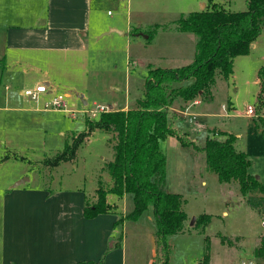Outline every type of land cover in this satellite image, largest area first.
<instances>
[{"label":"rangeland","instance_id":"obj_1","mask_svg":"<svg viewBox=\"0 0 264 264\" xmlns=\"http://www.w3.org/2000/svg\"><path fill=\"white\" fill-rule=\"evenodd\" d=\"M207 2L92 0V26L96 39L89 40L85 52L66 54L5 49L6 70L0 77V108H5L0 109V208L4 189L14 185L15 179L22 180L23 175L33 178L36 169L42 179L48 181L50 189L65 190L78 186L88 200L98 196V188H111L113 181L107 165L113 161L115 154L116 133L112 131L94 130L78 145L70 161L56 167H52L50 161L62 153L66 145L88 133L87 123H94L101 115L92 118L84 113L85 110L95 109L96 106H104L108 110L111 107L109 111L135 109L138 102L144 99L150 69H177L192 63L198 38L194 34L178 32L177 20L204 9ZM213 2L233 12L246 10V0ZM40 3L43 0L0 2V48L4 45V30L8 25L16 20L28 21L30 8ZM107 12L110 14L107 15ZM256 46L255 50L250 49L248 54L234 59L232 76L226 81L216 75L214 98L206 101L201 108L209 115L191 120L183 116L179 119V114L171 110L169 114L174 116L175 126L188 133L199 146L204 145L208 135L218 140L225 138L221 132L235 136V148L246 153L250 161L249 174L264 186V131L255 122L261 111L257 107L255 87L247 83L256 77V69L264 65V44ZM15 59L22 60L25 65H14ZM49 61L53 63L47 65ZM46 70L56 87L51 96H63L66 111L44 110V104L52 98L47 93L40 96L37 107L18 95L36 87ZM5 87L8 90L5 91ZM209 90L202 96L206 97ZM4 93L7 102L1 96ZM68 93L69 97L66 96ZM173 96L170 107L183 110L187 102ZM12 100L16 103L13 104ZM82 101H86L87 105L83 106ZM228 102L238 116L215 117L222 112V105L227 107ZM248 105L258 114H245ZM199 109L196 107L191 112H198ZM161 149L166 156L162 189L181 195L182 208L187 216L185 231L165 239L167 264H201L207 238L209 264H264V259L254 258L256 241L260 233L261 236L264 234L261 195L252 193L243 197L236 182L220 183L216 175L207 170L203 154L192 148H181L175 138H167L161 143ZM107 195V201L116 203L122 210L117 196L109 192ZM127 199L122 211L127 210L130 214L133 199L131 195ZM202 215L208 216L207 221L194 228ZM149 218L153 219L151 209L143 214L138 225L129 223V233H132L126 245L127 264H149L155 258L156 245L150 235L155 225ZM45 222L43 218L41 224ZM42 236L48 235L43 233ZM42 236L38 234L39 255L47 247ZM221 237H229L230 244L224 242L227 244L223 246ZM258 242L260 245V240ZM106 256L105 253L102 257Z\"/></svg>","mask_w":264,"mask_h":264},{"label":"trees","instance_id":"obj_2","mask_svg":"<svg viewBox=\"0 0 264 264\" xmlns=\"http://www.w3.org/2000/svg\"><path fill=\"white\" fill-rule=\"evenodd\" d=\"M177 30L198 38L192 63L177 69H150L144 99L138 102L137 108L101 113L97 121L87 123L88 133L66 145L63 152L50 161L52 167L70 161L78 145L94 130L116 133L114 159L107 165L113 185L108 191L96 190L97 200L85 207L84 216L92 219L107 214L112 209L107 202L108 192L117 197L132 196L133 209L125 219L137 220L151 208L159 248L156 264H167L165 239L184 232L187 220L181 195L162 189L166 156L161 143L169 137L175 138L181 147L203 154L207 170L214 173L220 183L236 182L243 197L252 193L261 195L260 206L264 211V186L249 174L250 161L246 153L236 150L235 136L224 134L223 140L207 136L204 145L199 146L188 133L175 126L174 116L169 114L173 95L191 102L210 89L216 75L225 79L231 76L234 59L248 54L251 44L264 31V0H246V10L238 12L208 0L204 9L177 20ZM257 78L263 87L264 65L259 68ZM263 106L262 91L258 97L259 110ZM255 122L264 131V119L257 117ZM207 219L206 215L199 217L194 228ZM123 220L118 219L115 228H120ZM205 240L202 263L208 264L209 245L208 239ZM255 256L264 259V234Z\"/></svg>","mask_w":264,"mask_h":264},{"label":"crops","instance_id":"obj_3","mask_svg":"<svg viewBox=\"0 0 264 264\" xmlns=\"http://www.w3.org/2000/svg\"><path fill=\"white\" fill-rule=\"evenodd\" d=\"M8 1L14 2V0ZM0 2L2 3V0ZM91 3L92 0H43V3L30 8L31 15L28 21L20 22L16 20V22L9 24L8 28L4 30V45L0 48V77L6 70V67H4L6 63L5 49L13 48L20 51L60 52L66 54L85 52L88 49L89 40L96 39L95 28L92 26L93 13ZM120 34L122 35V33ZM128 36L130 35L128 34ZM256 44H264V31L251 44L250 49L252 51L256 49ZM50 62H46V64L53 63V61ZM14 65L24 66L25 62L15 59ZM259 68L256 69V77L247 82L255 87L257 107L258 97L262 91L264 92V86H261L257 78ZM223 80L226 81V79ZM54 83L50 72L46 70L37 85H45L47 88L46 95L51 96L56 90ZM213 86L214 84L206 97H204L205 95L197 97L201 98V100L196 98L191 102H187L184 105L185 108L180 111L169 107V111L179 114V119L183 116V118L194 120L197 116L201 118V116L209 115L210 113H203L201 108L204 103H207L206 101L214 98ZM256 86L258 89H256ZM6 90H8L7 87H5ZM18 95L23 98L22 92H19ZM44 95H41V97ZM1 96H4V101L7 102L6 94H1ZM66 96L69 97V93ZM80 97L83 98V96ZM8 103L10 102L8 101ZM12 103L15 104L16 101L12 100ZM33 104L36 107L38 105V103ZM86 105L85 101L83 106ZM196 107H200L199 111L191 112ZM43 109L47 110L44 106ZM128 110L131 109H123V111ZM254 110L255 115H257L258 112L256 109ZM260 111L261 114H258V117L264 119V106ZM244 112L246 114V111ZM236 116L238 114L235 113L230 102H228L227 107L222 105V112L219 115H215V117L221 118H234ZM214 131L216 132V130ZM221 133L232 135L227 132ZM33 172V178L23 175L24 178L22 180L18 181L15 179L13 181L15 184H11L2 192L0 208V264H127L126 245L129 234L132 233H129V223L138 225L137 222L141 220L140 218L148 210L137 220L125 219L129 214L127 210L122 211L125 209V201L127 202L128 200V195L124 194L122 197H117L121 203L122 210H119L116 203L110 204L107 201L112 207L107 214L86 219L84 209L87 205H92L96 202V196H94L93 200H88L78 186L66 188L65 190L50 189L48 181L42 179L37 169ZM20 182L21 184H19ZM201 183L205 185V182ZM103 189L107 191L110 188L105 189L103 187ZM151 213L153 216L152 209ZM223 214L225 215L226 213L224 212ZM43 218L46 222L41 224ZM120 218L124 219L122 225L120 228H115V224ZM149 219L155 225L154 216L153 219ZM42 225H44L43 228ZM134 231L137 232L138 230L134 229ZM152 231L150 235L154 237L156 254L149 264H156L159 258V248L155 236L156 228H152ZM43 233L48 236H42ZM38 234L46 240L45 245L47 247L42 255H39L37 251V248L40 247ZM137 236L138 239H141L140 235ZM260 237L261 233L258 241ZM47 241L49 242L48 245ZM220 241L223 246L227 244L224 242L230 244L229 237H221ZM258 241H256L255 250L259 247ZM243 242L242 240L241 250L243 249ZM105 253L107 256L102 257ZM254 258L255 260H262L255 255ZM209 262L210 252L208 264ZM201 264L203 263L201 262Z\"/></svg>","mask_w":264,"mask_h":264},{"label":"built area","instance_id":"obj_4","mask_svg":"<svg viewBox=\"0 0 264 264\" xmlns=\"http://www.w3.org/2000/svg\"><path fill=\"white\" fill-rule=\"evenodd\" d=\"M109 14L110 12L108 13V15ZM46 93H47V88L45 85H37L33 89H27L23 91L22 96L25 99L29 100L30 102L38 103L40 96ZM44 108L47 110L53 109V110H58V111L60 110L66 111L67 109L66 104L64 102V97L60 95L53 96L47 103L44 104ZM109 110L107 107H104V106H96L95 109L85 110L84 113L85 114L88 113L92 118H95L96 115L109 112ZM245 111L247 115H251V116L255 115V110L251 106H247ZM261 224L264 226V217L261 220Z\"/></svg>","mask_w":264,"mask_h":264},{"label":"water","instance_id":"obj_5","mask_svg":"<svg viewBox=\"0 0 264 264\" xmlns=\"http://www.w3.org/2000/svg\"><path fill=\"white\" fill-rule=\"evenodd\" d=\"M82 102H83V101H82ZM83 103L85 104V101H84ZM110 109H111V107H110ZM19 184H21V182H20Z\"/></svg>","mask_w":264,"mask_h":264}]
</instances>
